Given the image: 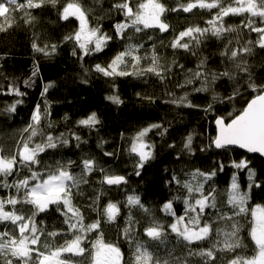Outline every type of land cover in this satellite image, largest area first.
<instances>
[{"label":"trees","instance_id":"16d2710c","mask_svg":"<svg viewBox=\"0 0 264 264\" xmlns=\"http://www.w3.org/2000/svg\"><path fill=\"white\" fill-rule=\"evenodd\" d=\"M69 2L57 0L55 6L45 4L40 9L30 10L35 17L32 23H25L23 13L17 12L12 26L0 31V149L3 154L11 156L22 147V142L30 135V131L26 132L25 129L32 123L37 105L42 114L39 127L44 135L34 137L32 146L42 142L48 134L54 137L63 134L69 140L67 145L41 153L39 164L30 168L17 166L18 170L7 178L8 182L29 177L32 171L45 175L55 169L58 162L66 165L69 161L74 162L70 171L79 176L83 159L96 161V169L85 175L87 183H81L79 188H72L71 191L72 203L83 213L85 225L99 220L100 228L87 234L82 245L86 249L83 256L63 253L60 258L70 264H92V245L102 233L105 243L120 248L121 264H135L137 243L147 247L154 259L169 260L171 264L174 258H179L180 264L185 261L187 264H204L203 258L188 256V252L190 249L199 251L211 248L217 240L223 239L222 236L217 237L215 230L224 227V222L217 221L216 215L222 211L232 216L235 211L228 204L227 195L234 175L240 192L248 193L244 205L247 211L233 217L239 226L238 236L242 246L234 251H220L218 249L222 245H217L215 264H228L237 255H255L257 249L250 235L253 225L251 212L257 205L264 206V158L236 148L217 149L212 143L216 136V118L225 117L227 121L232 118L229 114H239L257 94L247 87L250 82L264 85V48L256 44L258 34L244 27L249 14L225 17V27H231L234 31L225 32L219 38L209 32L201 37L202 42L198 46L193 45L192 51L188 52L181 48L173 49L170 46L172 41L190 27H209L207 22L218 9L195 8L191 12H184L181 5L186 6L194 0H160L168 9L162 17L169 25L167 32L144 29L137 33L129 28L121 38L116 35L115 25L127 21L113 5L123 0H79L86 11L89 27H99L101 32L112 37L103 51L85 56L75 40H65L66 36L74 35L79 28V20L75 17L61 19L63 7ZM144 2L146 0H129L134 11ZM230 2L232 0H222L224 4ZM173 8L178 10L171 11ZM253 19L260 26L259 18ZM0 23H3L2 19ZM249 41L252 42L249 45L251 52L242 53L239 58L245 61L242 66L248 68V73H244L221 53L228 51L230 54L231 50L242 48ZM33 43L41 48L47 45L49 54L36 51ZM129 43L143 45L139 54L149 59L141 61L142 68L150 64L155 48L161 66L166 69L163 79L152 73L108 77L95 70L97 64L106 67ZM52 45L56 46L55 52L51 51ZM201 61H204L205 71L220 73L228 70L234 78L222 77L208 91H195L204 82L203 77L196 79L192 75L199 70L197 66ZM189 80L192 82L188 83ZM48 85L51 86L45 92ZM10 87L19 89L23 95L10 93ZM111 96H118L121 103L108 99ZM185 96L187 99L181 102L180 98ZM189 103L193 106L189 107ZM12 104H16V111L8 112L6 109ZM209 104L212 105L211 109L205 111ZM45 109L49 113L46 117L43 115ZM93 112L99 120L98 124L91 128L78 124ZM153 124L161 127L153 128L145 137V142L152 146V158L142 168H137L139 157L130 151L132 142L137 133ZM189 135L192 136L191 151L184 147ZM75 136H79L80 140L77 141ZM241 160L249 162L248 168L254 173L252 180L249 179L248 168L233 166V161ZM220 164L225 166L223 171L219 170ZM101 168L104 172L100 171ZM197 169L200 172L216 171V175L204 184V192L208 194L215 190L217 207L206 209L204 217L213 222V234L206 241L186 245L167 227L175 217L162 211V207L171 200L176 215H185L183 199L187 191L181 185L185 180H192L191 174ZM105 173L124 176L127 182L119 186L104 184ZM174 175L181 185L172 180ZM197 181L202 182L203 177H197L192 182L195 184ZM253 184L261 187L249 188ZM12 195L22 196L23 190L17 193L15 188L0 187V198L6 199ZM128 196H139L150 214L144 213L138 206H129ZM109 202L120 208L113 221H108L103 215V209ZM16 207L30 214V205ZM5 210L13 209L11 205H6ZM129 217L132 218L131 224ZM152 218L165 226L164 244L151 241L144 235V228L149 226ZM64 220L65 216L57 210V205H50L47 211L36 215V225L44 233L36 247L50 252L73 239L76 233L68 230ZM5 227L12 226L0 224V231ZM125 229H130L127 236ZM49 232H58L59 235L50 237L47 235ZM0 264H4L3 257H0Z\"/></svg>","mask_w":264,"mask_h":264},{"label":"snow or ice","instance_id":"6c2138e0","mask_svg":"<svg viewBox=\"0 0 264 264\" xmlns=\"http://www.w3.org/2000/svg\"><path fill=\"white\" fill-rule=\"evenodd\" d=\"M57 0H0V18L3 23H0V31H6V27H11L15 21L14 14L17 12L23 13L25 23H32L35 19L31 15L33 9H40L45 4H51L55 6ZM184 12H191L195 8L200 9H218L213 15L212 19L207 23L209 27H190L182 32L172 41L171 47L173 49L181 48L185 51L191 52L193 45L198 46L202 41L201 37L207 33L219 38L225 32L234 31L231 27H225L224 18L230 15H243L249 14L247 22L244 27L250 31L258 34L256 44L260 48H264V0H232L228 4L222 3V0H194V2L187 3L186 6L181 5ZM113 8L123 13L127 22L117 23L115 25L116 35L123 38L125 30L132 28L135 32L139 33L144 29H159L160 32H167L169 25L162 19L168 9L160 0H146L144 3H140L136 10L130 6L129 0H123L121 3L113 5ZM177 8L171 9V11H177ZM61 19L68 20L69 17H75L79 20V28L72 36H66L65 40H75L78 47L82 50L83 55H89L92 52L103 51L107 46V42L112 39L106 33L101 32L99 27H89L88 17L85 9L79 3V0H70L61 12ZM259 18L260 26L255 24L253 18ZM185 38H188L185 41ZM251 41L248 42L242 48L231 50L221 53L222 56L227 57L230 61L235 63V67L244 73H248V68L242 65L245 61L240 60L241 54H247L251 52ZM92 45L93 47H90ZM142 44L129 43L125 49L117 53L114 58L108 63V65L102 66L100 64L95 65V70L102 73L104 76L116 77V76H131V75H143L145 73H152L161 79L164 78L163 73L166 71L160 64V57L153 48V52L150 57V64L146 68L140 67L142 60L149 59L148 56H141L140 49ZM33 48L38 52H43L48 55V46L41 48L36 43H33ZM56 46H51V51L55 52ZM195 55V52L192 53ZM75 55V52H73ZM83 58V57H81ZM204 61L197 66L198 71L192 73L196 79L203 77V84L195 91H208L209 88L215 84V81L222 77H228L233 79L234 76L228 70L220 73H209L204 70ZM183 67L182 65L180 66ZM131 68V71L129 70ZM35 74V73H34ZM249 79L250 75H249ZM192 81L189 80L188 83ZM27 83V82H25ZM48 85L45 87L47 91ZM182 86V85H181ZM247 87L251 88L253 92L257 94L247 102L239 114L232 115L230 120L226 121L225 117H217L215 120L217 126V135L212 140L215 148L222 149L229 146H238L241 149H246L250 153H259L264 155V85H257L254 82H250ZM10 93L16 95H23L19 89L15 87L9 88ZM43 95V93H42ZM233 97H228L232 99ZM108 99L114 103H121L118 96H111ZM187 97H181V102L185 101ZM215 100L216 97L213 96ZM174 103L176 101H173ZM16 103H20L17 101ZM189 107L193 106L190 103ZM211 104L205 111L210 110ZM8 112L16 111V104L10 105L7 109ZM45 117L49 115L47 109L43 114ZM42 114L40 106L37 105L32 115V123L25 129L26 132L30 131V135L26 140L22 142V147L18 148V151L11 155L3 154V150L0 149V187L3 188H15L17 193L23 190L22 196L12 195L8 198H0V224L7 223L12 227H5L3 231H0V257L4 258V264H70L69 261L61 259L63 253H70L74 256H83L86 249L83 247V243L87 238V234L96 231L100 228V221L96 220L90 224L85 225L84 215L79 208L75 207L72 203V188H79L81 183H87L85 175L93 172L97 165L94 159L82 160V172L75 175L70 171L71 164L69 161L66 165L57 163L55 169H51L46 175H42L39 172L32 171L29 177L18 179L12 183L8 182V177L12 176L14 171L18 170L17 166L30 168L31 165L40 163L39 155L44 153L47 149H56L58 146L67 145L69 140L64 138V135L54 137L48 134L46 138L40 143H36L32 146L33 138L44 133L40 129ZM99 123L96 113H91L87 118L78 121L79 125L86 127H94ZM50 126V125H49ZM161 125L153 124L148 128L140 131L134 138L130 151L139 157V163L137 168H142L144 163L152 158L151 145L145 142V137L149 131L153 128H159ZM77 141L80 140L79 136H75ZM192 136L189 135L186 138L184 144L185 149L191 151ZM105 155H111V153H105ZM248 161L241 160L239 162L233 161V166L240 168H248ZM224 165H219V170H224ZM104 172V169H100ZM249 179L252 180L254 173L250 168ZM139 175V171L136 173ZM216 175V171L212 172H200L199 169L192 173V180H185L181 185V181L174 175L172 180L177 185H181L187 191V195L183 199L185 205V215L177 216L173 211V203L171 200L166 202L162 211L175 217L174 222L170 223L167 227L170 228L172 233H175L178 238L186 242V245L198 244L201 241H206L213 234V222L204 219L206 209L217 207L216 197L214 195V189L205 194L204 184L211 180ZM197 177H203V181H197L195 184L192 182ZM35 181V183H31ZM124 176L112 175L105 173L103 175L102 183L109 186L126 183ZM261 187L259 184L249 185L251 187ZM228 204L232 206V216L222 211L216 215L217 221L224 222V227L216 228L217 237L222 236V240H217L211 248L201 249L199 251L188 252V256H199L204 259V264H215L217 245H222L218 250L220 251H234L236 248L242 246L239 239V226L233 220L235 215L245 213V203L248 199V193H241L239 185L236 182L235 175L232 178L230 190L227 193ZM99 199V197H97ZM127 204L129 206L136 207L144 211L146 214H150V210L141 203L139 196H128ZM6 205L12 206V211H6ZM17 205H30V214H26L23 208L17 209ZM50 205H57V210L61 211V215L65 216L64 223L68 225L70 232L76 233L74 238L67 241L65 246L56 248L50 252L41 251L39 247L41 236L44 235L43 230L39 229L36 225L35 217L39 213L45 212L49 209ZM61 206L62 209L61 210ZM120 212V208L117 204L109 202L103 209V215L107 217L108 221L116 219ZM253 218V225L251 228V239L256 245V254L251 257L235 256L228 264H264V206L257 205L251 212ZM231 222V223H229ZM129 223H132V218L129 217ZM130 229H125V235L127 236ZM50 237H56L58 232L47 233ZM144 235L151 241H156L158 244H164L166 241L165 226L152 218L149 226L144 228ZM48 247L47 244L44 245ZM94 249L92 253V264H120L121 251L120 248L105 243L101 237L98 238L92 245ZM171 256V253H169ZM135 264H170L169 260L154 259L153 253L148 250L143 244L137 243ZM171 264H180L179 258H174ZM187 264V261L184 262Z\"/></svg>","mask_w":264,"mask_h":264},{"label":"water","instance_id":"95a60500","mask_svg":"<svg viewBox=\"0 0 264 264\" xmlns=\"http://www.w3.org/2000/svg\"><path fill=\"white\" fill-rule=\"evenodd\" d=\"M215 127H216V135H217V126H216V123H215ZM228 148H236V149H239V150H241V151H243V152H245V153H247L249 155H255V156H260V157L264 158V155H261L259 153H250L246 149H241L238 146H229Z\"/></svg>","mask_w":264,"mask_h":264},{"label":"rangeland","instance_id":"374dc122","mask_svg":"<svg viewBox=\"0 0 264 264\" xmlns=\"http://www.w3.org/2000/svg\"><path fill=\"white\" fill-rule=\"evenodd\" d=\"M0 19H2V18H0ZM137 134H138V133H137ZM137 134H136V135H137ZM136 135H135V137H136ZM135 137H134V138H135ZM45 175H46V174H45ZM120 264H121V261H120Z\"/></svg>","mask_w":264,"mask_h":264}]
</instances>
